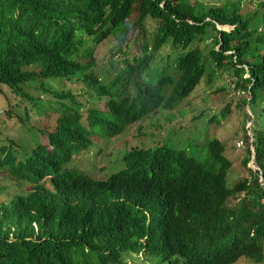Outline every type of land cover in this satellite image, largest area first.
<instances>
[{
    "label": "trees",
    "instance_id": "obj_1",
    "mask_svg": "<svg viewBox=\"0 0 264 264\" xmlns=\"http://www.w3.org/2000/svg\"><path fill=\"white\" fill-rule=\"evenodd\" d=\"M241 3L242 0H223L220 5L206 4L202 0H0V93L4 84L16 96H22V85L37 78H61L58 84L62 87L52 92L53 97L61 101V107L52 99L37 100L31 107L24 104L20 137L0 140L1 175L5 173L9 179L17 180L29 173L35 181L43 180L26 199L22 198L20 211L17 206L12 213L0 216V264H124L120 256L122 247L115 253H104L103 257H98L99 262H93L86 257L82 259L76 248L66 253L53 245L56 244L53 237L59 234L60 227L74 225L73 215L79 213V223L82 219L86 223V218L82 217L85 206L82 197L85 196L79 190V182L72 171H62L69 159L67 151L57 145L48 153L41 145L48 137L55 142L53 136L58 137L55 126L64 129V139L70 138V127H77L85 139L92 133L91 126L81 124L74 93L62 86V78L68 75L77 77L79 83L85 82L89 89L92 84L87 70L95 63L93 49L87 47L92 50L84 54L83 62L71 58L76 39L64 30V21L73 12L77 20L84 21L82 30L88 29L95 44L105 37L106 32H101V27L108 26L121 37L137 28L145 32L147 22H155L151 32L152 49L155 52L169 44L170 66L176 70L174 74L178 79L174 85L177 91L184 86L187 93L191 92L202 76L210 83L214 69L218 75L233 77V91L242 92L235 105L238 108L247 106L252 114L250 118L244 112L251 119L253 164L258 168L255 173L251 172L253 180L246 187L247 194L237 216L246 228L255 232L248 247L257 259L264 260V43L258 30L264 31V1L244 14L239 13ZM215 22L235 26L229 32L219 31ZM48 32L56 37L48 38ZM37 66L39 69L35 70ZM246 68L248 77L244 76ZM6 98L10 106L11 100ZM233 99L220 109L223 117L229 115ZM66 100L68 104L63 102ZM116 105L120 107L119 103ZM249 137L246 134L245 140ZM216 144L222 146L219 141ZM152 151L136 147L125 152L123 162L112 169L110 178L92 189L95 194L94 201L89 203L90 209L101 213L99 201H102L108 220L117 224L126 216H138L148 200L151 203L156 194L160 196L165 190L161 182L151 185L150 195L148 187L133 182L153 161ZM250 159L251 150L247 147L242 163L247 165ZM258 171L262 174V184L258 182ZM182 189L194 192L187 185ZM223 191V185L214 181L195 196L200 198L206 193L203 203L208 207L213 202L210 192ZM5 192V186L0 185V194ZM3 208L0 202V211ZM34 219H44L42 226L48 225L44 243L25 241L19 249L18 242H6L10 233L16 238L22 237L28 223ZM175 221L177 228L184 229V221L176 218Z\"/></svg>",
    "mask_w": 264,
    "mask_h": 264
},
{
    "label": "clouds",
    "instance_id": "obj_2",
    "mask_svg": "<svg viewBox=\"0 0 264 264\" xmlns=\"http://www.w3.org/2000/svg\"><path fill=\"white\" fill-rule=\"evenodd\" d=\"M261 1L264 0H242L239 13L250 12L244 9V4L252 2L253 10ZM84 25V21L77 20V14L73 12L66 17L64 30L71 32L73 39H76L73 44L75 50L71 55L73 61L83 62L86 58L84 54L93 49L95 63L87 70L92 83L91 89L85 82L79 83L77 77L68 74V77L62 78V86L74 93V102L79 103L81 124L91 126L92 133L85 139L77 127H70V138L64 139V129L55 126L58 131V137L53 136L55 142L48 137L41 145H44L48 153L55 150L57 145L63 146L67 151L69 159L62 171H72L79 182V190L85 196L82 197L85 204L82 217L86 218V223L83 219L79 223V213L73 215L71 218L74 225L60 227L59 234L53 237L56 243L53 245L66 253L72 247L76 248L82 259L86 257L87 261L93 262H99V256L115 253L121 247L120 256L124 264L263 262L248 247L255 232L246 228L242 219L237 216L247 194L246 187L253 180L251 172L255 173L258 169L253 164L252 134L248 133L250 137L247 141L244 138L233 140L237 141V145L227 139L222 142L216 137L206 136L209 124L215 122L219 125L225 117L220 114L221 108L207 112L208 108L198 110L192 104L198 96L195 87L200 80H205V76L198 79L191 92L187 93L184 86L177 91L174 88L178 80L174 74L176 70L170 66V46L164 44L160 48L167 46L168 52L166 63L159 66V61L154 57L160 49L153 51V34L149 32L147 25L145 32H142L145 41L141 43L140 50L134 52L131 50V43L135 30L120 37L110 31L108 26L101 27V32H106L105 37L95 44L88 29L82 30ZM234 26L228 22H215V28L219 31L229 32ZM258 30L264 43V31L260 28ZM52 37L56 35L48 32V38ZM108 37L113 38L114 46L101 44ZM99 46H102V51L96 52L95 48ZM103 60L107 64L97 71L98 62ZM38 69L37 66L35 70ZM214 72V76L222 77V74H217V69ZM244 76H249L247 68ZM60 79L37 78L22 85V96L14 95L28 107L34 106L37 100L48 99L61 107V101L52 95L53 90L62 88L58 84ZM232 79L233 77L229 86L232 85L233 90ZM67 81H75L80 87H68ZM223 87L219 86L214 91ZM63 102L68 104V100ZM247 109L246 113L251 118V111L248 107ZM133 138L139 141L131 146L130 140ZM243 140L251 150L249 163L252 167L242 163L247 167L250 177L235 179L232 175L234 161L230 158L229 151L232 146L237 149L242 147ZM118 141L121 142L117 144ZM218 141L222 146L216 144ZM136 147L153 149L151 153H154V159L134 179V184L148 187L149 195L151 185L155 182H161L165 190L160 196L156 194L151 203L148 200L138 216H126L113 224L107 218L102 201H99L103 209L101 213L90 209L89 203L94 201L92 198L95 194L92 189L104 184L113 173L112 169L123 162L124 153ZM256 174L259 175L258 182L262 184V174L260 171ZM11 180L10 184H0L6 189L5 193L0 194V202L4 205L0 211L1 217L15 211L17 206L20 211L22 198L26 199L36 184L43 183L41 179L35 181L29 173ZM214 181L222 184L224 191L210 192L213 202L206 207V203H203L206 193L200 198L195 195L202 188L212 186ZM183 185L191 187L194 192L183 190ZM170 217L172 219L167 222ZM175 218L184 221V229L177 228ZM43 222L44 219L32 220L22 237L16 238L10 233L6 242H18L19 249L25 241L44 243V231L48 229V225L46 223L42 226Z\"/></svg>",
    "mask_w": 264,
    "mask_h": 264
},
{
    "label": "rangeland",
    "instance_id": "obj_3",
    "mask_svg": "<svg viewBox=\"0 0 264 264\" xmlns=\"http://www.w3.org/2000/svg\"><path fill=\"white\" fill-rule=\"evenodd\" d=\"M206 4H219L223 2V0H202ZM254 8L253 3L249 2V4H244V9L246 11H253ZM155 26V22L148 21L147 28L149 32L153 31ZM145 41V38H142V32L140 28L135 29V32L132 37L131 43V50L139 51L141 47V43ZM101 44L114 46L115 41L113 38L108 37L107 40H104ZM102 46L95 48L96 52L102 51ZM168 47H164L160 49L157 54L155 55V59L159 61V66L165 64L166 54ZM101 54V53H99ZM107 64L106 60L99 61L97 66V71L100 70L103 66ZM230 77L225 76L224 74L222 77L214 76L212 80V85L207 84L205 80H200L198 85L195 87V93L198 95L196 99L192 101V104L195 106V109H202L208 108L206 111L211 112L212 110H218L222 108L226 102H229L231 98L234 99L231 101L230 106V113L224 119L221 120L220 124H216L215 122L209 124L208 132L206 136L209 137H216L220 141L224 142L225 139L229 140L231 143L233 142L236 144L237 141L233 140H241L242 138L245 139L246 134L251 133L250 130V120L248 119L247 115L244 112H247V106L244 108H238L235 104L239 102L240 94H237L235 91L232 90V85L229 86ZM66 85L68 87H80L78 83L75 81H67ZM3 94H0V140H7V138L17 140L21 133H22V122L21 117L23 115V103L20 102L18 97H16L12 92L11 89L3 84ZM219 86H224V89H218L214 91L215 88ZM244 97V94L242 95ZM11 100V105H8L7 98ZM9 108L10 113L7 114V109ZM14 112V113H11ZM248 128V131L247 129ZM122 139V136L120 137ZM36 141H40L39 138H36ZM137 138H133L130 140V145H135L138 143ZM121 141H118L119 144ZM114 144L115 143H111ZM237 145V144H236ZM247 144L243 140L242 147L238 149L235 147H231L229 151V156L234 161V166L232 169V175L235 179H241L246 177H250V173L247 170V167L244 166L241 162L242 157L245 154V148ZM87 157V156H86ZM118 159L121 158L118 156ZM248 166L252 167L251 163H248ZM1 173V172H0ZM7 175L3 173L0 174V184H10L13 180L6 178ZM126 257V256H125ZM247 264H250L249 262ZM264 264V261L259 263Z\"/></svg>",
    "mask_w": 264,
    "mask_h": 264
}]
</instances>
